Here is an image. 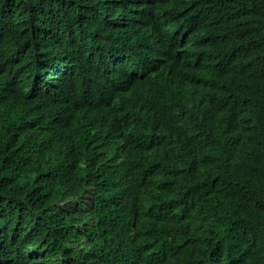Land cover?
<instances>
[{
  "label": "trees",
  "instance_id": "1",
  "mask_svg": "<svg viewBox=\"0 0 264 264\" xmlns=\"http://www.w3.org/2000/svg\"><path fill=\"white\" fill-rule=\"evenodd\" d=\"M0 264H264V0H0Z\"/></svg>",
  "mask_w": 264,
  "mask_h": 264
}]
</instances>
